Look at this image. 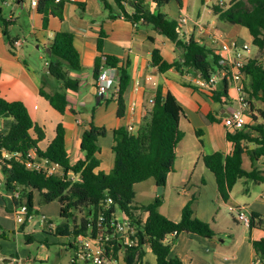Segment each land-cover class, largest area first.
<instances>
[{
	"label": "trees",
	"instance_id": "obj_1",
	"mask_svg": "<svg viewBox=\"0 0 264 264\" xmlns=\"http://www.w3.org/2000/svg\"><path fill=\"white\" fill-rule=\"evenodd\" d=\"M112 1L120 9V14H114L108 2L101 0L111 19L122 16L135 26L140 22L152 26L160 35L182 49L180 59L173 63L165 61L158 49L153 50L151 66L161 73L174 68L181 75L193 71L199 73L204 80H209L219 67V56L215 50L193 38L183 40L176 19H171L160 11L145 9L142 0ZM153 1L159 10L172 0ZM177 1L180 3V0ZM66 3L68 0H38L37 11L43 16V28L47 27L50 16L63 20ZM129 3L135 8L131 15L126 11ZM212 10L220 21L246 28L253 45L260 52L259 56L249 59L243 69V86L250 101L251 123L242 130L227 133V141L231 144L229 154L216 152L202 158L204 165L215 176L220 199L227 203L239 180L264 184L263 172L255 165L251 171L243 168L244 155L253 164L264 158V0H230L228 8L213 5ZM12 24V19L3 16L0 6V30L14 54L18 40L11 38L8 33ZM104 38L105 33L101 32L97 43L101 54L95 60L94 75L97 79L107 67L118 71V117H122L125 112L124 94L130 77L126 67L118 66L116 58L102 55ZM49 46L50 54L46 53L48 72L59 81L62 91L49 94L41 89L40 95L63 115L69 107L66 91L77 92L80 87V81L71 77L70 72L81 70V58L74 45V35L70 32H56ZM226 92L225 83L223 93ZM183 116L184 110L175 95L170 92L163 95L158 90L138 129H115L111 149L114 155L113 167L109 173H104L97 169L100 166L101 152L99 139L106 136V128L91 124L81 139L83 157L71 163L63 124L58 125L55 138L49 145L41 149L39 144L46 137L44 129L33 121L22 102H10L0 96V173L4 189L8 193L18 192L19 198L13 200L15 205H27L30 215L35 213L36 196L39 197V204L57 201L61 206L60 216L64 219L60 226L62 230L57 236L71 238L67 244L70 249H75L74 242L78 236H94L101 227H109L119 210L129 218L134 227L135 242L132 246H127L115 241L114 259L123 250L126 264H142L145 247L149 246L156 256L157 264H184L178 258H169L172 243L166 239L170 234L186 232L204 238L214 237L211 226L198 219L192 210L197 196L193 195L182 209L179 222L169 220L160 212L163 203L161 196L148 205L135 201L137 184L153 180L158 187H164L169 174L174 171L176 149L184 138V132L179 127ZM258 118L261 119L260 123L257 122ZM7 120L8 123L1 127V123ZM200 132L196 131L197 134ZM44 161L48 165H57L61 172L49 174L45 167L37 169L29 166ZM108 199L111 203H108ZM141 215L146 216L145 220H142ZM250 219L251 228L264 227L262 215L253 212ZM26 226V222L21 225L22 233ZM3 239H7V235L0 227V241ZM25 239L27 243L33 241L30 234H25ZM253 250L256 258L264 264V238L253 242Z\"/></svg>",
	"mask_w": 264,
	"mask_h": 264
},
{
	"label": "crops",
	"instance_id": "obj_2",
	"mask_svg": "<svg viewBox=\"0 0 264 264\" xmlns=\"http://www.w3.org/2000/svg\"><path fill=\"white\" fill-rule=\"evenodd\" d=\"M106 1L114 14H120L112 0ZM142 1L145 9L158 11L153 0ZM3 3L11 7V13L6 19L11 18L13 24L8 28V33L12 32L18 23L15 14H19L20 10L26 11L28 33L34 42L35 52L39 59L45 60L46 70L35 71L21 55L24 43L20 47H15L13 54L0 30V96L10 102H22L33 121L44 129L46 137L39 144L40 148L45 149L49 145L55 138L58 125L63 124L66 132V149L71 163H75L83 157L80 149L83 133L91 124L104 127L107 133L105 137L99 139L101 152L97 171L109 173L114 161L111 149L115 129L119 127L138 129L148 114L150 101L157 91L161 90L163 95L172 93L184 110V116L179 123L184 138L177 146L174 171L169 174L162 195L156 192L158 186L153 181L150 186L152 197L144 205L161 196L163 203L160 212L169 220L179 222L182 209L190 202L191 197L196 195L197 201L192 205V210L198 219L211 226L214 237L204 238L186 232L175 237L168 236L167 241L172 243L169 258H178L184 264H253L256 259L253 242L264 238V227L246 229L238 221L237 216H233L234 212L231 213L232 217L228 216V210L230 206L243 207L249 215L254 212L264 217V184L241 179L225 203L220 199L214 174L202 160L205 155L216 152L227 155L231 151L227 133L232 131L225 128L223 120L234 109L235 88L227 84V92L223 93L225 86L223 82H218L213 87H203L201 85L203 78L193 71L181 75L172 68L161 73L156 67L151 66L153 50L158 49L165 61L173 63L180 59L182 49L160 35L152 26L141 22L135 26L122 16L111 19L101 0H68L64 7L63 20L50 16L46 28H43V16L38 13L37 7L31 6L32 0L29 6L20 0H6ZM189 3L190 0H180L178 3L176 20L181 13L188 16L187 23L183 25L185 30L181 26L183 40L193 38L215 50L218 56L217 46L212 45L210 41L212 35L221 36L239 46L247 43L238 42L241 30L229 28L230 24L218 19L212 10L215 3L207 9H198L195 15L191 13ZM204 4L203 0L202 5ZM134 10L131 3L126 5L129 15L133 14ZM210 15L211 21L204 20V17L208 19ZM60 31L74 35V45L81 58V70L70 72L71 77L80 81V87L77 92L66 91L69 107L63 115L54 110L49 101L40 95L41 89L49 94L62 91L61 84H56L48 78L50 76L47 68L48 58H45L50 49L51 39ZM101 32L105 33L102 55L116 58L118 66L126 67L130 77L129 86L124 94L125 112L122 117H118V102L115 96V88L118 86L117 70L116 79L108 91L104 95L97 91L94 66L96 58L101 54L97 49ZM228 32L235 39H226L225 34ZM11 38L24 42L19 35ZM250 39L252 41L251 36ZM255 55L257 53L250 52L248 58H254ZM257 122L260 123L261 119L258 118ZM7 123L8 120L3 121L1 127ZM197 130L201 131L200 134L196 133ZM254 165L264 176V158L253 164L247 155L243 156L244 170L251 171ZM176 190L178 196L173 198ZM172 201L174 205L171 204ZM221 202L227 208L222 209ZM37 205L35 200V208ZM14 207L11 194L0 188V219H10L9 215L13 214ZM38 212L39 210L36 213ZM140 217L142 220L146 218L145 215ZM14 260L18 258L12 257L8 260L0 256V264ZM113 264H126L123 250L119 251ZM142 264H157L156 256L149 246L145 247Z\"/></svg>",
	"mask_w": 264,
	"mask_h": 264
},
{
	"label": "built area",
	"instance_id": "obj_3",
	"mask_svg": "<svg viewBox=\"0 0 264 264\" xmlns=\"http://www.w3.org/2000/svg\"><path fill=\"white\" fill-rule=\"evenodd\" d=\"M59 1V0H57ZM210 2L212 0H205ZM216 6L221 8H228L230 0H217ZM31 6L37 7L38 0H32ZM11 19V18H10ZM188 21L186 13H181L177 22L181 28ZM203 30V28H201ZM212 45L217 46L219 52V67L209 80H202L201 85L209 88L215 86L218 82H224L228 85H232L236 91V97L234 100V109L224 118L223 123L226 129L229 131L242 130L249 123L250 118V101L244 91L243 86V69L246 66L249 58L248 54L251 52L250 46L246 44L237 45L235 42H229L221 36H210ZM23 44L21 41L15 43V47H20ZM105 60V59H104ZM116 70L107 67L101 71L96 79L97 91L100 95H104L111 83L116 79ZM119 92V85L115 88V96L117 98ZM151 105L153 100L150 101ZM133 130L132 127H129ZM31 168L45 167L49 174H55L61 172V169L55 164H49L44 161L43 163H32L29 165ZM0 188H4L3 180L0 179ZM12 199H18L19 193H10ZM108 203L111 200L108 199ZM15 204V203H14ZM229 210L236 213L237 219L241 222L246 229L251 226L250 215L243 207L230 206ZM14 218L20 225L33 219V215H30L27 205L18 204L15 205L13 210ZM46 218H43L45 221ZM135 235V229L131 225L129 218L121 214L119 219L116 214V218L112 220L109 227H101L100 231L96 235L78 236L74 242V261L75 264L79 262L85 264H113L114 263V242H121L127 246H132L135 242L133 237ZM177 232L170 234L169 236H177ZM167 240V239H166ZM16 264H20V259L14 260ZM253 264H261L260 260L256 258Z\"/></svg>",
	"mask_w": 264,
	"mask_h": 264
},
{
	"label": "rangeland",
	"instance_id": "obj_4",
	"mask_svg": "<svg viewBox=\"0 0 264 264\" xmlns=\"http://www.w3.org/2000/svg\"><path fill=\"white\" fill-rule=\"evenodd\" d=\"M4 1L6 0H0V6L3 10V16L6 18L9 13H11V7L4 4ZM23 1L29 6L30 0ZM216 1L217 0H212L207 2L204 0L205 4L202 5L203 0H190L189 9L191 13L195 15L198 9H207L211 7L213 3H216ZM146 5L148 7V3ZM116 9L120 12V9L117 6ZM158 11L168 15L171 19H176L178 15V1L172 0L169 4L161 6ZM15 15L18 23L14 26L13 31L9 33L10 37L19 35L21 39L24 40V47L21 49L22 57L27 60L35 71H45V60L39 59L38 54H36L34 49V42L28 33L29 24L26 11L20 10L19 14ZM211 19V15L208 19L204 17V20L206 21H211ZM229 28H237L241 30L242 34L238 42H247L250 46L251 52L257 53L255 57L259 56L260 52L258 48L253 45L249 31L246 28L234 25H230ZM183 29L185 30L184 26ZM225 35L226 39H235L229 32ZM262 57H264V55H262ZM45 58L47 59V55H45ZM48 78L56 84H60L55 78L51 76ZM152 182L153 180H149L135 186V192L137 194L135 201L137 203H143L142 205H144L150 201V198L152 197L150 187ZM158 191L160 190L157 188L156 192L158 193ZM177 196L178 190H176V195L173 198H177ZM36 201L38 205L35 208V213H33V219L26 222L27 228L25 230V233L32 235V243H27L25 234L20 231L21 225L16 222L13 214L9 215L10 219L8 220L0 219V227L7 235V239L0 241V256H3L8 260H11L12 257L18 258L21 261L20 264H73L75 252L69 247L66 248L67 244L72 239L68 237H59L55 234L56 228L60 227L64 222V219L60 216V204L57 201L50 204H39L38 196H36ZM173 201L171 204L174 205ZM221 207L222 209L226 207L223 202H221ZM38 210L39 212L36 213ZM231 213L233 212L228 210L229 217H232ZM43 216L46 218L45 221H43ZM233 216H237L236 213H234ZM117 217L119 219L121 218V212L119 210L117 211ZM1 264H15V262H2ZM78 264L85 263L79 262Z\"/></svg>",
	"mask_w": 264,
	"mask_h": 264
},
{
	"label": "water",
	"instance_id": "obj_5",
	"mask_svg": "<svg viewBox=\"0 0 264 264\" xmlns=\"http://www.w3.org/2000/svg\"><path fill=\"white\" fill-rule=\"evenodd\" d=\"M48 53L50 54V49H48ZM158 189L160 190L158 191V195H161L163 191V187H158ZM61 230H62V227H57L55 234L58 235ZM141 237H142V234H141Z\"/></svg>",
	"mask_w": 264,
	"mask_h": 264
}]
</instances>
